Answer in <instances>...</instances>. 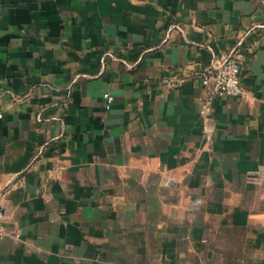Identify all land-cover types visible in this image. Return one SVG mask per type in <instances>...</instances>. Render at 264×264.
<instances>
[{
	"label": "crops",
	"instance_id": "0c3cea01",
	"mask_svg": "<svg viewBox=\"0 0 264 264\" xmlns=\"http://www.w3.org/2000/svg\"><path fill=\"white\" fill-rule=\"evenodd\" d=\"M0 220V264H264V0H0Z\"/></svg>",
	"mask_w": 264,
	"mask_h": 264
},
{
	"label": "built area",
	"instance_id": "2783aa9c",
	"mask_svg": "<svg viewBox=\"0 0 264 264\" xmlns=\"http://www.w3.org/2000/svg\"><path fill=\"white\" fill-rule=\"evenodd\" d=\"M244 39L241 38L238 46H243ZM236 48L227 57L222 59L216 66H209L200 71L203 84L209 90V97L206 101V113H211L214 100L220 96L239 97L243 94L242 73L243 56L240 49ZM107 106L110 107L114 97L109 92L105 93ZM5 235L3 223L0 220V239Z\"/></svg>",
	"mask_w": 264,
	"mask_h": 264
}]
</instances>
